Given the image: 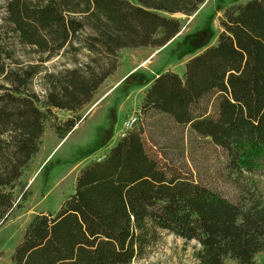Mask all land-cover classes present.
I'll list each match as a JSON object with an SVG mask.
<instances>
[{
    "label": "trees",
    "instance_id": "16d2710c",
    "mask_svg": "<svg viewBox=\"0 0 264 264\" xmlns=\"http://www.w3.org/2000/svg\"><path fill=\"white\" fill-rule=\"evenodd\" d=\"M204 0H8L6 20L40 62L65 47L93 54L82 65L46 72L45 99L28 91L40 64L11 67L0 50V226L16 206L15 182L39 151L52 109L77 111L116 69L122 48L162 47ZM214 43L180 74L155 75L139 121L100 160L83 166L55 212L38 213L11 254L14 264H128L162 232L194 241L198 264H258L264 251V0L227 7ZM208 32V29H202ZM74 41L81 43L74 45ZM0 45V49H1ZM54 125L59 139L76 125ZM168 136L158 145L154 134ZM147 140L162 157L147 148ZM215 163L187 170L171 158ZM185 152V153H184ZM185 160V159H184ZM22 199L25 195L22 193Z\"/></svg>",
    "mask_w": 264,
    "mask_h": 264
},
{
    "label": "rangeland",
    "instance_id": "374dc122",
    "mask_svg": "<svg viewBox=\"0 0 264 264\" xmlns=\"http://www.w3.org/2000/svg\"><path fill=\"white\" fill-rule=\"evenodd\" d=\"M0 0V45L1 51L9 52L11 59L5 61L11 67L19 64H40L41 70L34 75L27 89L43 101L48 90L44 77L46 72L57 73L67 68L82 65L93 56L86 48L73 53L65 47L58 54L40 62V56L29 45L18 40L6 20V3ZM246 0H204L190 15L173 14L181 23L180 31L162 47L122 48L116 54V69L99 85L91 100L77 111L52 109L43 124L39 151L15 182L12 193L16 206L0 226V264H14L11 254L31 220L38 213L55 212L74 191L75 179L86 164L100 160L109 148L139 121V105L144 91L159 72L171 70L181 75L184 62L204 46L214 43L219 31L218 21L223 11ZM202 29H208L204 32ZM74 45L81 43L74 41ZM68 118L77 123L63 139H59L54 125ZM134 120L133 124L129 123ZM146 146L161 157L157 147L152 146L144 135ZM156 144L165 145L168 136L154 134ZM198 148L207 153L184 159L172 152L171 158L187 170L198 165L215 163V153L209 145ZM185 153V152H184ZM189 170V171H190ZM257 188L264 196V172L255 175ZM24 193L25 200L22 199ZM158 242L143 256L128 264H198L192 256L194 241L184 242L172 233L162 232ZM254 260L264 264V251ZM230 264V263H226Z\"/></svg>",
    "mask_w": 264,
    "mask_h": 264
},
{
    "label": "built area",
    "instance_id": "2783aa9c",
    "mask_svg": "<svg viewBox=\"0 0 264 264\" xmlns=\"http://www.w3.org/2000/svg\"><path fill=\"white\" fill-rule=\"evenodd\" d=\"M134 120H132L130 123H129V126H131L133 124Z\"/></svg>",
    "mask_w": 264,
    "mask_h": 264
}]
</instances>
